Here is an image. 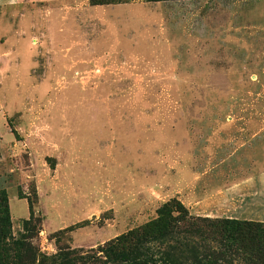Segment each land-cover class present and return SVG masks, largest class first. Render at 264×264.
Here are the masks:
<instances>
[{"label": "rangeland", "instance_id": "374dc122", "mask_svg": "<svg viewBox=\"0 0 264 264\" xmlns=\"http://www.w3.org/2000/svg\"><path fill=\"white\" fill-rule=\"evenodd\" d=\"M263 171L264 0L0 7L12 240L29 201L42 220L25 264L91 254L173 199L264 221Z\"/></svg>", "mask_w": 264, "mask_h": 264}, {"label": "trees", "instance_id": "16d2710c", "mask_svg": "<svg viewBox=\"0 0 264 264\" xmlns=\"http://www.w3.org/2000/svg\"><path fill=\"white\" fill-rule=\"evenodd\" d=\"M92 6L118 5L130 0H89ZM159 2L164 0H147ZM29 201L30 219L12 240L8 194L0 189V264H25L34 257L28 239L41 230ZM12 240V242H11ZM13 253L10 260L3 255ZM91 254H62L61 264H264V223L232 218L193 216L178 200L164 204L157 217L92 249Z\"/></svg>", "mask_w": 264, "mask_h": 264}, {"label": "crops", "instance_id": "0c3cea01", "mask_svg": "<svg viewBox=\"0 0 264 264\" xmlns=\"http://www.w3.org/2000/svg\"><path fill=\"white\" fill-rule=\"evenodd\" d=\"M14 1H17V0H0V7H3L5 5H8L9 3H13ZM260 174H264V171L261 172ZM224 218H230V217H224ZM231 218L232 219H239V218H234V217H231ZM239 220H250V221H256V222H262V223H264V221H262L260 219H239ZM12 221H14L13 217H12Z\"/></svg>", "mask_w": 264, "mask_h": 264}]
</instances>
